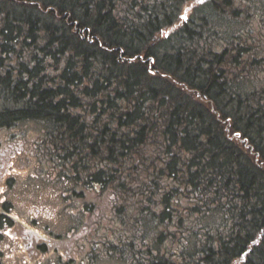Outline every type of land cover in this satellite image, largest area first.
Returning a JSON list of instances; mask_svg holds the SVG:
<instances>
[{
	"label": "trees",
	"instance_id": "trees-1",
	"mask_svg": "<svg viewBox=\"0 0 264 264\" xmlns=\"http://www.w3.org/2000/svg\"><path fill=\"white\" fill-rule=\"evenodd\" d=\"M189 1L0 0V132L46 127L34 156L76 192L93 249L264 264V87L244 91L223 15L184 20Z\"/></svg>",
	"mask_w": 264,
	"mask_h": 264
},
{
	"label": "flooded vegetation",
	"instance_id": "flooded-vegetation-1",
	"mask_svg": "<svg viewBox=\"0 0 264 264\" xmlns=\"http://www.w3.org/2000/svg\"><path fill=\"white\" fill-rule=\"evenodd\" d=\"M263 1L191 0L181 15L187 20L199 6H208L212 12L223 15L227 23L223 31L235 39L238 56L246 57L243 68L249 71V78L243 81L244 91L264 87V23L253 18L255 12L264 13ZM236 29H242L243 33ZM18 146L11 141L6 144L0 141V264H86L90 252L84 256L83 250L85 243L91 240L89 227L84 225L79 234L72 227L64 236L53 225L57 212L34 203L22 206L14 194L17 184L33 179L32 171L29 174L14 165ZM63 204L60 202L62 216L67 213ZM70 204L79 206V201L71 200Z\"/></svg>",
	"mask_w": 264,
	"mask_h": 264
},
{
	"label": "rangeland",
	"instance_id": "rangeland-1",
	"mask_svg": "<svg viewBox=\"0 0 264 264\" xmlns=\"http://www.w3.org/2000/svg\"><path fill=\"white\" fill-rule=\"evenodd\" d=\"M264 7V1L261 3ZM254 20L260 19L261 23H264V13L255 12L253 16ZM237 32L243 33L242 29H236ZM245 32V30H244ZM46 127L40 123L27 122L19 124L14 130L11 131H2L0 132V138L5 139V136L8 134H16V137H20L23 142L19 147L24 146L23 151L25 155H17L14 161L11 158V162H14V165L19 169L26 170L31 174V169L34 171V179L29 180L25 183L17 184L15 187L14 194L18 197V200L21 202L22 206H26L29 203H34L38 206L43 205L54 212H57V219L53 222V225L58 227L60 231H65L67 225L70 221V218L66 215L60 214V201L63 200L64 209H71L72 205L71 194L68 192L69 183L63 182L58 178L53 176V173L47 168V165L43 161H39L37 156L32 155V149L34 145L33 139L45 133ZM17 132H21V135L18 136ZM25 144V145H24ZM20 153V152H19ZM26 158L30 159L27 162ZM40 162V164L38 163ZM63 192V193H62ZM82 204V203H81ZM67 212V211H66ZM74 214L73 227L74 232L78 233L79 230L82 231V228L85 225V215L81 213L78 214L76 209L72 210ZM81 217V218H80ZM155 233V231H154ZM79 234V233H78ZM77 234V235H78ZM111 244L117 242L116 236L110 239ZM122 242L125 245L133 243V248H140L142 243H136L129 235L125 237ZM82 243V240H81ZM98 248V246H96ZM129 248H126V251ZM131 249V248H130ZM103 255L102 252L98 253ZM128 258H131L130 252H128ZM90 264H129L126 259L121 260L118 256L102 258V259H92Z\"/></svg>",
	"mask_w": 264,
	"mask_h": 264
}]
</instances>
